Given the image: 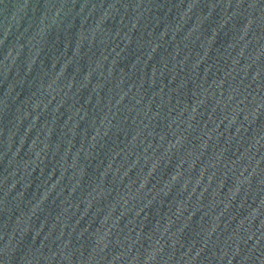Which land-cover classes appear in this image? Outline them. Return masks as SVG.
<instances>
[{"label":"water","instance_id":"water-1","mask_svg":"<svg viewBox=\"0 0 264 264\" xmlns=\"http://www.w3.org/2000/svg\"><path fill=\"white\" fill-rule=\"evenodd\" d=\"M0 264H264V0H0Z\"/></svg>","mask_w":264,"mask_h":264}]
</instances>
